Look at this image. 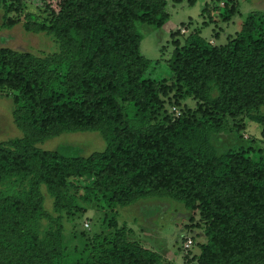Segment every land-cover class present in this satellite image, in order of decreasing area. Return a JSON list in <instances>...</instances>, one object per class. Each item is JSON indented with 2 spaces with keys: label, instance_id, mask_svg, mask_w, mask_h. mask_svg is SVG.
<instances>
[{
  "label": "trees",
  "instance_id": "obj_1",
  "mask_svg": "<svg viewBox=\"0 0 264 264\" xmlns=\"http://www.w3.org/2000/svg\"><path fill=\"white\" fill-rule=\"evenodd\" d=\"M166 8V0H0V29L22 24L58 47L41 55L0 48V96L12 99L23 133L0 142V264H171L125 228L79 247L65 241V224L86 234L78 224L87 206L117 227L119 209L151 198L192 213L205 236L195 264H264V150L215 141L243 116L264 137V11L221 45L198 29L173 32L185 39L174 37L170 76L154 79L141 42L146 28L167 23ZM237 9L235 0H209L203 15L229 22ZM185 99L197 109H179ZM86 131L105 149L87 157L37 147Z\"/></svg>",
  "mask_w": 264,
  "mask_h": 264
},
{
  "label": "rangeland",
  "instance_id": "obj_2",
  "mask_svg": "<svg viewBox=\"0 0 264 264\" xmlns=\"http://www.w3.org/2000/svg\"><path fill=\"white\" fill-rule=\"evenodd\" d=\"M167 23L161 29L146 28L141 42L143 56L151 60L154 65L146 76L154 79H163L170 76L167 61L170 59L176 46L172 33L184 29L183 35H189L197 29L203 37L210 39L214 45L227 42L228 38L236 35L242 28L245 18L252 12L264 11V0H235L238 5L237 13L229 22L211 23L209 13L203 15L206 3L209 0H166ZM212 4V1H211ZM225 4L220 3V7ZM15 18V15L11 16ZM3 23V12L0 9V25ZM179 34V33H175ZM177 37L181 42L185 36ZM219 37V38H216ZM7 47L19 52H30L41 55L57 51V45L51 37L45 34L26 32L19 24L12 29H0V48ZM173 103L167 105L170 109ZM179 109L196 110V101L185 99L180 101ZM15 105L11 98L0 96V142H7L23 136L22 131L14 122ZM264 113V107L262 108ZM230 120L231 127L218 135V148L241 147L248 149L254 146L264 150L262 127L251 118L243 116ZM234 127V129H233ZM37 147L46 151H57L61 148H77L80 155L89 156L105 149V141L98 132H69L50 138L37 144ZM47 211L55 214L52 197L45 187L42 188ZM80 220V229L86 228L84 237L74 235L70 230L73 224H65V241L71 248L87 243L88 238L114 234L117 228L131 230L130 238L139 241L144 247L158 251L171 264H195L194 259L200 254V245L205 242L202 231L192 224L191 216L183 204L170 199L151 198L136 204L119 209L117 227L112 224V215L98 209L95 205L87 206ZM198 218L196 222H198ZM90 226L87 228L85 224ZM48 230V222L41 226V234ZM193 241L190 248H186L189 240Z\"/></svg>",
  "mask_w": 264,
  "mask_h": 264
},
{
  "label": "built area",
  "instance_id": "obj_3",
  "mask_svg": "<svg viewBox=\"0 0 264 264\" xmlns=\"http://www.w3.org/2000/svg\"><path fill=\"white\" fill-rule=\"evenodd\" d=\"M185 32H186V31L183 29V30H182V33L184 34ZM173 112H174V115L177 116V117L181 115V113H180L176 108L173 109ZM85 226H86L87 228H89L90 225H89L88 223H86ZM192 244H193V241L190 239V240L187 242V244H186V248H190Z\"/></svg>",
  "mask_w": 264,
  "mask_h": 264
}]
</instances>
